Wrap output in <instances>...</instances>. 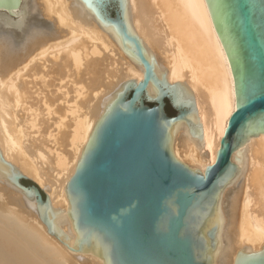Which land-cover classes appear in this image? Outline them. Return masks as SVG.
Wrapping results in <instances>:
<instances>
[{"label":"bare ground","instance_id":"1","mask_svg":"<svg viewBox=\"0 0 264 264\" xmlns=\"http://www.w3.org/2000/svg\"><path fill=\"white\" fill-rule=\"evenodd\" d=\"M137 33L168 70L170 84L194 92L203 138L188 124L176 132V157L203 173L216 162L236 110L234 76L206 0H129ZM35 11L49 27L33 25L20 41L0 30V149L65 214L60 228L78 232L68 214L67 183L100 116L102 102L121 83L144 77L136 63L101 28L81 0H18L0 19L24 22ZM7 21V22H8ZM14 25V26H15ZM148 94L158 87L150 82ZM232 161L238 179L223 192V249L215 264H234L238 251L264 247V134L239 147ZM0 264H104L94 253L74 252L48 232L23 194L0 174Z\"/></svg>","mask_w":264,"mask_h":264},{"label":"water","instance_id":"2","mask_svg":"<svg viewBox=\"0 0 264 264\" xmlns=\"http://www.w3.org/2000/svg\"><path fill=\"white\" fill-rule=\"evenodd\" d=\"M98 25L144 66L140 82L121 83L102 110L76 170L67 183L68 214L78 237L59 226L65 214L0 149V174L43 220L48 232L74 252L94 253L104 264H215L223 249L224 190L240 176L233 153L264 134V0H206L234 76L236 110L216 162L202 173L174 152L176 132L188 124L203 138L194 92L170 84L168 70L137 33L129 0H81ZM18 0H0L10 11ZM10 25H15L9 21ZM159 89L148 94L149 83ZM168 103L172 108L169 114ZM234 264H264V247L245 246Z\"/></svg>","mask_w":264,"mask_h":264},{"label":"rangeland","instance_id":"3","mask_svg":"<svg viewBox=\"0 0 264 264\" xmlns=\"http://www.w3.org/2000/svg\"><path fill=\"white\" fill-rule=\"evenodd\" d=\"M8 20L0 19V30L13 35L16 41L20 42L33 25H41L46 28L49 27L47 21L40 17L35 11L28 10V14L24 22L20 25H10ZM33 180V179H31ZM34 181V180H33Z\"/></svg>","mask_w":264,"mask_h":264},{"label":"flooded vegetation","instance_id":"4","mask_svg":"<svg viewBox=\"0 0 264 264\" xmlns=\"http://www.w3.org/2000/svg\"><path fill=\"white\" fill-rule=\"evenodd\" d=\"M170 108H172V107H171L170 104L168 103V106H167V111H168V113H169V114H174V113H172V112L170 111Z\"/></svg>","mask_w":264,"mask_h":264}]
</instances>
